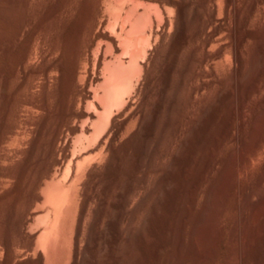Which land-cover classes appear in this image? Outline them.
Listing matches in <instances>:
<instances>
[{
    "label": "bare ground",
    "instance_id": "bare-ground-1",
    "mask_svg": "<svg viewBox=\"0 0 264 264\" xmlns=\"http://www.w3.org/2000/svg\"><path fill=\"white\" fill-rule=\"evenodd\" d=\"M263 152L264 0H0V264H141L164 204L155 258L210 264L232 191L244 264Z\"/></svg>",
    "mask_w": 264,
    "mask_h": 264
},
{
    "label": "rangeland",
    "instance_id": "rangeland-1",
    "mask_svg": "<svg viewBox=\"0 0 264 264\" xmlns=\"http://www.w3.org/2000/svg\"><path fill=\"white\" fill-rule=\"evenodd\" d=\"M233 147H234L233 141L226 142V144L224 146L225 149L223 148L222 151L220 152L221 160L223 161V159H224V161L223 162L221 161V163H220L221 166H222V163L225 162V156H226L225 154H227L228 150L230 151ZM254 162L255 163H253L254 165L252 166L253 167L252 171L256 172L264 163V154H262V155L260 154L259 157H256ZM130 166H131L130 167V173L132 171V173L135 176H138L140 171H138V169H135L136 168L135 165H133V168H132V163ZM221 166H218V168L219 167L221 168ZM217 173H218V169L216 168L213 171V174L216 176ZM214 175H213V177H215ZM213 177L210 176L209 179H207V183H206V181H204L205 185L203 184V186H205L207 188L209 186L207 184H210L209 180L211 178L213 179ZM247 178L246 177L243 178V181L241 179L240 184H242V186L240 185V187H239L240 189L242 188L241 191H243L246 188L249 177H247ZM208 181H209V183H208ZM203 188L204 187H202V190H206L205 188L204 189ZM202 196H203V194H201V197ZM136 197H139V199L134 198L135 200L134 199L132 200V204H130V206H132V208H133V206L138 204V201L140 200L141 195L139 194V196H136ZM201 197L198 199V201H199L198 206L200 203L201 204L203 203V200H202L203 198H201ZM201 204H200V207L202 206ZM236 206H237V198H236L235 192L232 191L228 195V199H227L226 205H225V211L223 213V216L221 217L222 235H221V238L218 241L217 245L215 246L216 248L213 249L214 254H213V256L210 257V261H211L210 264H224L226 262V259H227L228 253H229V249H230L231 224H232V222L236 216ZM161 210L163 211L162 217L164 219L163 218L159 219L157 217L151 219V225H150L151 231L148 234L149 237H147L149 240H147L145 237L139 239L137 246H138V251L142 255L141 256L142 257L141 258V264H164L160 260L158 261L154 255L153 249L155 248L157 242L162 245V253L164 256H170L171 255L170 253H171L172 242L168 241L165 238L166 233L164 230H167L169 232V236L171 238H173L174 237L173 235H176V231H174V230H176V229L178 230V228H177L178 222H177V220H174L175 218L172 219V217L169 215L170 214L169 208H168V206H166V204H164L162 206ZM194 213L197 215V212H195V211L192 212V215L194 217L191 215L192 219L190 218L191 220H190L189 225H188V230H189L190 226L192 225L191 223H193V221H194L193 218L195 219V217H196V215ZM176 225H177V227H176ZM174 228H176V229H174ZM261 232H262L261 233V239L262 240L259 241L258 245L254 246L253 248H251L250 250L247 251L246 257H245V259H247V260L244 261V264H264V228ZM168 247H170V248H168ZM184 248H185V250L187 249L186 247H184ZM190 253H191V255H193L191 251H190ZM176 262H177V258L174 257V258H172V262L170 264H176Z\"/></svg>",
    "mask_w": 264,
    "mask_h": 264
}]
</instances>
